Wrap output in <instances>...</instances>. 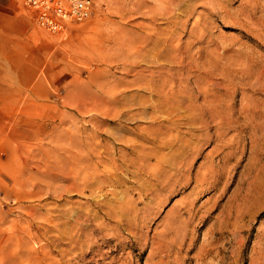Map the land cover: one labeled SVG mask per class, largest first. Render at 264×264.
I'll use <instances>...</instances> for the list:
<instances>
[{
    "label": "rangeland",
    "instance_id": "rangeland-1",
    "mask_svg": "<svg viewBox=\"0 0 264 264\" xmlns=\"http://www.w3.org/2000/svg\"><path fill=\"white\" fill-rule=\"evenodd\" d=\"M93 1L0 57V264H264V0Z\"/></svg>",
    "mask_w": 264,
    "mask_h": 264
},
{
    "label": "built area",
    "instance_id": "built-area-1",
    "mask_svg": "<svg viewBox=\"0 0 264 264\" xmlns=\"http://www.w3.org/2000/svg\"><path fill=\"white\" fill-rule=\"evenodd\" d=\"M34 20L49 32L62 31L70 22L83 21L94 10L93 0H24Z\"/></svg>",
    "mask_w": 264,
    "mask_h": 264
},
{
    "label": "crops",
    "instance_id": "crops-1",
    "mask_svg": "<svg viewBox=\"0 0 264 264\" xmlns=\"http://www.w3.org/2000/svg\"><path fill=\"white\" fill-rule=\"evenodd\" d=\"M21 0H0V57L5 58L6 49L21 42Z\"/></svg>",
    "mask_w": 264,
    "mask_h": 264
}]
</instances>
